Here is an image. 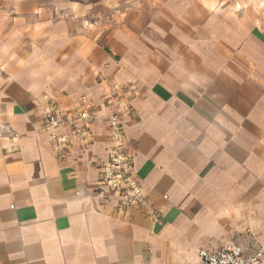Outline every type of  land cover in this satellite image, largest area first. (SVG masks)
I'll return each instance as SVG.
<instances>
[{
	"label": "crops",
	"instance_id": "obj_1",
	"mask_svg": "<svg viewBox=\"0 0 264 264\" xmlns=\"http://www.w3.org/2000/svg\"><path fill=\"white\" fill-rule=\"evenodd\" d=\"M127 1L0 0V264L264 252V0ZM127 108L134 205L101 182Z\"/></svg>",
	"mask_w": 264,
	"mask_h": 264
},
{
	"label": "built area",
	"instance_id": "obj_2",
	"mask_svg": "<svg viewBox=\"0 0 264 264\" xmlns=\"http://www.w3.org/2000/svg\"><path fill=\"white\" fill-rule=\"evenodd\" d=\"M130 109L124 110L123 114H115L110 118V137L114 147L110 152L109 166L102 174V184L118 191L126 204H138L142 200L140 184L135 178L131 155L126 150V134L122 116ZM93 115L87 110L79 113L71 120L72 131L78 135L84 143L91 138V122ZM62 123V122H61ZM51 110L46 119V127L55 130L61 124ZM79 124H81L79 126ZM55 143L59 149H65L69 140L64 137H55ZM201 264H264V252L258 250L254 253H246L238 247H221L217 250L201 249L199 251Z\"/></svg>",
	"mask_w": 264,
	"mask_h": 264
},
{
	"label": "rangeland",
	"instance_id": "obj_3",
	"mask_svg": "<svg viewBox=\"0 0 264 264\" xmlns=\"http://www.w3.org/2000/svg\"><path fill=\"white\" fill-rule=\"evenodd\" d=\"M139 1L141 0H130L124 3V5L122 6L121 10H127L129 8H133ZM120 10V11H121Z\"/></svg>",
	"mask_w": 264,
	"mask_h": 264
}]
</instances>
